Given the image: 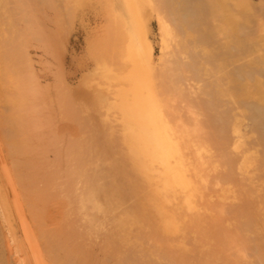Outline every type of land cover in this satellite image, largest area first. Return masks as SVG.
<instances>
[{
    "label": "bare ground",
    "instance_id": "obj_1",
    "mask_svg": "<svg viewBox=\"0 0 264 264\" xmlns=\"http://www.w3.org/2000/svg\"><path fill=\"white\" fill-rule=\"evenodd\" d=\"M10 1L0 0V264H86L83 241L102 231L112 237L103 264L117 237L126 251L116 264H264V0H129V26L107 9L117 30L107 35V23L98 51L89 49L95 77L82 84V105L66 85L75 79L59 76L65 52L62 70L44 77L54 82L48 92L29 52L41 44L53 52L68 1L13 0L17 9ZM52 9L70 16L58 14L65 23L53 29ZM117 176L140 190L130 201L146 226L137 217L129 230L126 208L114 214ZM53 198L67 209L34 244L29 214L41 221L38 206Z\"/></svg>",
    "mask_w": 264,
    "mask_h": 264
},
{
    "label": "rangeland",
    "instance_id": "obj_2",
    "mask_svg": "<svg viewBox=\"0 0 264 264\" xmlns=\"http://www.w3.org/2000/svg\"><path fill=\"white\" fill-rule=\"evenodd\" d=\"M58 1V0H57ZM66 1H68L67 2V10L66 11H69V14H70V10H71V17L68 15V12H66V13H64L63 14V12H65V8L62 10L61 9V11H63V12H61V14H62V16L63 15H65L66 17H65V19L66 18H68V17H70V18H68V19H66L67 21V23H65V22H63L64 20H61V18L63 19V17H61V16H59L58 17V14H60V12L58 13V14H56L57 13V11H55V10H53L54 12H51L53 15H55V17H58L60 20H57L56 21V24H54L53 23V21H50L49 22V26H51V28L52 27H55V26H53V25H59V21L61 22H63V23H65L66 24V26H65V24H63V28L62 27H60V28H62V30L61 31H63V32H61L57 27H55L54 29H55V31H52V34H55V32H56V38L58 37V39H56V42L59 40V38H61L59 41L60 42H58L56 45H54L53 47H55V48H53V52H51V51H47V49L45 50V51H47V52H44V47H42L41 48V46H42V44H41V46H39L40 48H31L30 50H29V52L31 53V57L34 59V62H35V68H36V72H38L37 73V75H39V76H41L42 77V81L43 82H45L44 83V85L45 86H43V88L45 89V87L47 86H50L51 84H53L54 82H48L49 84L47 85V82L45 81V79H44V77L45 76H47L48 75V77H50V76H55L56 75V73H58V71H60V70H58L59 68L62 70V66L60 65V63H61V61H60V59H59V57L61 56V55H59V54H63L64 52H65V54H66V67H65V69L66 70H62L61 72H59V76H60V78H61V80H62V82L65 80L63 77L65 76V78L67 77H69V78H72L71 79V81L73 80V79H75L74 81H72V84L70 83V82H68V84L70 85H68L65 81V83H66V85L68 86V87H70V88H68V90L69 89H71V90H73V94L71 95L70 94V91H69V94L71 95V97L72 96H75V97H73V98H75L76 100H77V104L78 105H80L79 103L81 102V98H83L84 96H86V92H85V85H87V84H89V82L91 83L93 80H94V72H92V73H89V70H91V68L95 65V63H96V61H95V59H94V57L92 58V56L96 53V51H98V47H100L99 45L102 43H100V39H102V37H106L108 34H110V32H112L113 30L112 29H116L117 30V28H116V26H117V24H116V26L114 27V25L112 26L111 25V23H113V22H110L109 23V21H110V18H109V21L107 22L108 23V28L107 29H109V26H110V29H111V31L110 30H107L106 29V27H107V23H105L107 20H108V18H107V20H106V13H109V10H107V9H111V11L112 12H114L115 14H116V17H117V19H119L120 18V20H122V22H119V21H114L115 23H120L119 25H127V26H129V24H131V21H130V18H129V10L130 9H134V8H130V5H131V7H132V2L130 3V5L127 3V2H129V0H111V3H110V0H109V2H108V0H106V1H104V0H66ZM61 2H62V0H61ZM63 2H65L64 0H63ZM59 3V2H58ZM57 3V4H58ZM148 4V3H147ZM14 5H15V1H13V0H11L10 1V8L11 9H17L16 7H14ZM149 5V4H148ZM9 7V6H8ZM154 9V8H149L147 5H145V4H142V3H140V9ZM56 9H58V7L56 8ZM70 9V10H69ZM73 9H75V13L73 14V16H72V13L74 12V10ZM51 10V11H52ZM77 10V11H76ZM134 10H136V9H134ZM111 11H110V13H111ZM117 11V12H116ZM50 13V11L48 10V12H47V14H49ZM50 13V15L49 16H51L50 17V20H56L57 18H55V19H52V14ZM60 14V15H61ZM112 14V13H111ZM115 14H113V16L115 15ZM95 17H97L98 18V20L99 21H103L104 22V24L106 25H104L103 24V22H102V24H100L101 26L98 28V30H91V24H93V22L92 23H90V28H88V27H86V20H94V18ZM112 18V17H111ZM69 19H71L70 20V22H69ZM72 19H74V21L72 20ZM113 19V18H112ZM112 19H111V21H112ZM125 19H126V21H125ZM115 20V19H114ZM71 21L73 22V23H71ZM124 21H125V23H124ZM55 22V21H54ZM57 22H58V24H57ZM61 22V23H62ZM69 22V23H68ZM60 23V24H61ZM73 25V27L70 29V27L72 26L71 24ZM127 23V24H126ZM50 24H52V25H50ZM67 24H69V25H67ZM76 24V25H75ZM110 24V25H109ZM62 25V24H61ZM61 25H59V26H61ZM71 25V26H70ZM104 25V27H102ZM118 25V26H119ZM149 25L151 26L150 27V31H151V29H152V33H155V36H156V34H157V32H158V28H157V24H156V19L155 18H153L152 17V19L149 21ZM112 26V27H111ZM132 26V25H131ZM130 26V27H131ZM92 27L94 28L95 27V22H94V25H92ZM114 27V28H113ZM120 27V26H119ZM69 30H68V29ZM53 29V28H52ZM51 29V30H52ZM64 29V30H63ZM70 31L71 33H69L68 31ZM85 29H88V31L90 32V36H89V38H90V40L89 41H87L89 38H88V34H87V36H86V30ZM157 29V30H156ZM57 30V31H56ZM100 30V32H97V31H99ZM107 30V31H106ZM105 31H106V33H107V35H105ZM58 33H64V35L62 36H60L59 37V35H58ZM67 33V34H66ZM104 33V34H103ZM113 33H115V34H117V35H114V36H119L118 35V33L120 34V32H117L116 33V31L115 32H113ZM150 34V41L151 42H153V44L155 45V48L154 49H156L157 48V50H155V52H158V53H156L157 55V57L160 55V52H159V45L158 44H156L154 41H156V39H154L155 38V36L153 35V34ZM100 34H102V35H100ZM55 35L53 36V37H55ZM58 35V36H57ZM68 36V38L67 37H65V36ZM154 36V37H153ZM86 37V38H85ZM51 38V37H50ZM63 38H67V41H64V40H66V39H63ZM153 39V40H152ZM158 40V39H157ZM64 41V42H63ZM61 42H63V44L61 43ZM68 42V43H67ZM70 43V44H69ZM38 44L39 43H37L36 44V46H38ZM94 44V46H92ZM58 45V46H57ZM60 45H63L64 47L63 48H60L59 46ZM67 45V46H66ZM65 47H66V51H65ZM93 47V49H97L95 52H94V50H92L93 52L92 53H94V54H92V56H90L91 55V51H89V49L90 48H92ZM57 48H59V50L57 49ZM43 49V50H42ZM63 49V50H62ZM54 50H56V54H58V52H59V54H58V57H56L54 54H55V52H54ZM48 53H51V54H48ZM54 55V56H51V55ZM68 54V55H67ZM58 58V59H57ZM58 63H57V62ZM60 62V63H59ZM68 67V68H67ZM102 75V74H101ZM62 76V77H61ZM103 76V75H102ZM91 77V78H90ZM98 77V76H97ZM101 77V76H100ZM87 78V79H86ZM88 79H90V81L88 80ZM91 79H93V80H91ZM84 80V81H83ZM89 82H88V81ZM74 82V83H73ZM63 84V83H62ZM84 85V91H83V85ZM46 87V92H48V90L50 89V88H47ZM63 88H64V86H63ZM79 89V90H78ZM52 90V89H51ZM78 90V91H77ZM53 91V90H52ZM50 93V92H49ZM47 94V93H46ZM45 94V95H46ZM71 97H69V98H71ZM90 102H91V104H92V101L91 100H89ZM79 102V103H78ZM83 104V102H81V105ZM39 139H42L41 138V136H39ZM91 143H95V141L93 142V141H91ZM6 148L7 147H5V148H3V155H4V157L5 156H8L7 154H6ZM40 150V149H39ZM38 150V151H39ZM8 151V150H7ZM37 154V153H36ZM6 159H9V158H7L6 157ZM52 160H54V159H52ZM49 161V160H48ZM6 162H8L9 163V161L7 160ZM47 165V164H46ZM236 171V170H235ZM119 173V175L121 174V171L119 170V172H117V174ZM235 173H237V171L236 172H234V174ZM118 178L116 179V180H118V181H116V183H115V185L114 186H112V187H110L109 188V190H110V192L111 193H114V196H113V199L111 200V202L110 203H112L114 206H116V207H119L118 209H120V210H117V211H115V213L114 214H117L118 215V212L120 211H123L122 209H127L128 210V212L126 213V215H124V217H126V222H127V224H128V226H129V230H135V227H133V226H131V225H133L134 224V222H137V217H139V219H142L141 221H140V226H146L147 224H149L150 223V219L149 218H146V219H143L142 218V214H140L141 213V211L137 208V204H134L133 202H131L130 200H131V198H132V196L133 195H137L139 192H140V190H137V191H135L134 189H133V187H132V183L130 182V183H125V180H123V179H121V177L120 176H117ZM121 181V182H120ZM37 182V181H36ZM35 182V184L34 185H36L37 183ZM6 185V186H5ZM22 185V184H21ZM32 185V184H31ZM38 185V184H37ZM39 186H41V184H39ZM254 186V188H256L257 187V184H254L253 185ZM233 186H231L230 188H232ZM4 188H8V190H9V192H10V198H11V200H13V198L14 197H12V190H10L11 188H10V186L9 185H7V184H4ZM22 188H23V185H22ZM31 188H32V186H31ZM37 189V186H34V188H33V191H35L36 189ZM39 188V187H38ZM43 188V187H42ZM44 189V188H43ZM45 189H47V188H45ZM44 189V195L46 196V194H45V190ZM22 190V189H21ZM39 190V189H38ZM38 190H36V191H38ZM239 191L241 190V188H239L238 189ZM243 190V189H242ZM41 191V190H40ZM22 192V194L23 193H25V192H23V190L21 191ZM42 193H43V191H41ZM241 192V191H240ZM34 193V192H33ZM47 193V192H46ZM220 193V192H219ZM218 193V194H219ZM34 195L36 196L37 194H35L34 193ZM257 195H259L258 193H257ZM38 196V195H37ZM34 199H36V198H34ZM55 199L53 198V202H51V201H45L44 203H46V205H44V203H42V204H40V206H38V208H42V210L41 211H39L40 212V214H38V216L39 217H43L44 219H40L39 218V220H41V221H38L36 218L34 219V218H31V216H30V214H29V217H28V214H27V217H28V220H27V223H29V225L30 226H32V238L30 237V241L31 242H33L34 244H37V245H39V244H44V241H42V240H45L44 238H42L43 236H42V233H40L39 234V232H41V225H42V228H43V226H45V228H43V229H47V228H51V226L50 225H48L47 224V222H48V220H54L55 221V219L56 220H59L60 218H59V216L57 215L58 214V210H60V212H61V210H64V211H66L65 210V208H66V204H63L62 205V203L60 204V206H59V203L56 201H54ZM34 203H35V205H36V203H37V205H39V203L38 202H40V201H37V200H35V201H33ZM47 202L49 203V204H47ZM51 203V204H50ZM54 203H57L58 205V207L55 205H53ZM228 203H230V201H228ZM44 207H45V210H44ZM60 207V208H59ZM89 207V206H88ZM64 208V209H63ZM136 208V209H135ZM67 209V208H66ZM38 210H40V209H38ZM38 212V211H37ZM36 212V213H37ZM55 213V214H54ZM139 214V215H138ZM45 216V217H44ZM58 216V217H57ZM50 218H52V219H50ZM219 218H221V217H219ZM225 218H227V216H225ZM105 219H108V218H105V217H102L100 220H97V222H98V226H100V228L102 229L106 224H108L109 225V219L108 220H105ZM131 219V220H130ZM30 220V221H29ZM32 220V221H31ZM37 220V221H36ZM29 221V222H28ZM37 223H36V222ZM102 221V222H101ZM111 221V220H110ZM40 223V227L39 226H37V224L39 225V223ZM46 223V224H44L43 225V223ZM101 222V223H100ZM109 222V223H108ZM130 223H132V224H130ZM135 224H138V223H135ZM34 226H37V227H34ZM48 226V227H47ZM53 226V225H52ZM33 227H34V229H33ZM47 227V228H46ZM36 228L38 229V228H40V229H38V230H36ZM21 230V226L20 225H18V228H17V231H20ZM33 230H35V232L37 231V233H36V235H35V232L33 231ZM103 230L105 231V229L103 228ZM132 230V231H133ZM39 231V232H38ZM20 235V237L22 238L21 240H24L25 239V235L23 236L24 237V239H23V237H22V235L24 234V233H22V230L20 231V232H18ZM101 233V232H100ZM109 232H103L102 231V234L98 237V238H94V237H92L93 238V240H89L88 239V241H83L84 242V244H90V248L85 252V255H84V253H83V259H90V257L89 256H92V259L91 260H88L89 262H91V261H94V260H96L97 259V257H98V259H97V261H99L100 262V264H103L102 262H103V260H101L102 258L104 259V256L105 255H107L108 253H104L103 251H101L102 250V244L107 240V238H108V236L110 235V234H108ZM263 234H264V229H263V232H262ZM234 234V232H231V235H233ZM264 237V236H263ZM37 238H39V241H37L36 242V240H37ZM91 237H90V239H92ZM36 239V240H35ZM97 239V240H96ZM109 239H112V237H109L108 238V240ZM115 241H116V243L117 244H115V249L113 250V253H110V255L113 257L107 264H116L117 262H118V260L120 259V258H122L123 257V255H124V253H125V251L126 250H124L122 247H120V248H118V244L121 242V239H120V237H117V238H115ZM95 244H97V245H95ZM92 246H93V248H92ZM227 248V251L225 252V255H228V254H230V253H232V251H231V249L230 248H228V247H226ZM128 249H130V251H132L134 254H136V252H135V249H131V248H128ZM118 252H121V255H116ZM98 253V254H97ZM87 256H88V258H87ZM102 261V262H101ZM89 262H87L86 264H89ZM96 262V261H95ZM105 262V261H104ZM85 264V263H84ZM91 264V263H90ZM104 264H106V263H104ZM137 264H147V262L146 261H144V262H137Z\"/></svg>",
    "mask_w": 264,
    "mask_h": 264
}]
</instances>
